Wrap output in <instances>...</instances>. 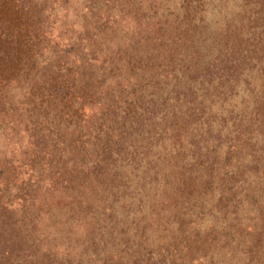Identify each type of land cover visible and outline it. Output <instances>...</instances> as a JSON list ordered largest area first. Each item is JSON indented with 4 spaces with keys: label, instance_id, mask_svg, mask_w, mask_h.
<instances>
[{
    "label": "rangeland",
    "instance_id": "1",
    "mask_svg": "<svg viewBox=\"0 0 264 264\" xmlns=\"http://www.w3.org/2000/svg\"><path fill=\"white\" fill-rule=\"evenodd\" d=\"M49 6L42 42L0 89L1 251L10 248L14 264H39L47 254L79 264L151 263L150 253L166 250L182 264H264L263 63L228 100H205L216 127L214 117L231 111L251 118L229 159L217 156L211 178L193 165L179 132L157 142L134 135L130 153L143 152L148 172L119 155L122 187L111 165L101 177L90 171L119 110L143 88L166 94L189 83L183 74L245 33L243 0ZM238 164L237 182L227 181L224 171ZM181 216L190 224L178 225Z\"/></svg>",
    "mask_w": 264,
    "mask_h": 264
},
{
    "label": "trees",
    "instance_id": "2",
    "mask_svg": "<svg viewBox=\"0 0 264 264\" xmlns=\"http://www.w3.org/2000/svg\"><path fill=\"white\" fill-rule=\"evenodd\" d=\"M50 3L51 0H0V89L24 69L33 49L42 42V28H45L43 23ZM243 3V14L248 12L246 17L244 16L247 20L246 31L232 42L225 53L216 55L213 61H207L193 74H183L182 77L189 83H177L178 88L166 94H159L157 91L144 93L143 88L136 95V100L130 102V107L123 115H119V110L116 115L119 118L114 121L116 125L111 127L110 133L95 148V161H92L90 167L92 173L101 177L111 165V171H120L112 174L119 180L118 187H122L128 180L127 171L121 174V168L114 167L115 160L120 155L127 161L128 166L136 165V169L146 174L148 170L142 164L143 152L136 151V155L130 153V140L134 135H138L142 140L157 142L179 132L185 140L183 146L187 149L193 165L200 166L208 178L218 170L217 156L225 155L224 159H229L230 153L237 147L233 141L244 134L243 130L249 127L251 118L242 114L233 118L231 111L214 117L218 125L216 127L205 100L208 97L211 103V96L220 101L228 100L233 95L231 90H234V87L240 82L245 84L246 79L251 78L250 73L256 69V64H264V0H243ZM77 45L75 42L73 47ZM102 62L106 66L113 64L110 58ZM228 111L230 110L225 109L224 112ZM222 144L225 148L220 152ZM242 165H234L233 168L225 170L226 180L237 182L235 177ZM190 220L186 221V217L181 216L176 222L179 225L183 221L189 225ZM6 251L2 252L0 247V264H14L10 248ZM176 254L170 253L169 250L150 253L148 260L151 263H148L146 258L142 261H146V264H179L180 257ZM45 258L39 264H79L62 261L49 254ZM142 261L136 260L132 264H142ZM106 262L107 260L103 264H107Z\"/></svg>",
    "mask_w": 264,
    "mask_h": 264
}]
</instances>
